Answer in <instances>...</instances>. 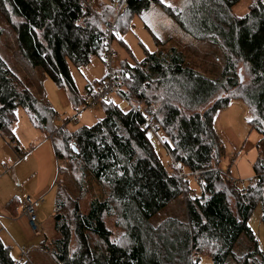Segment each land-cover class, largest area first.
I'll list each match as a JSON object with an SVG mask.
<instances>
[{"label": "trees", "instance_id": "trees-1", "mask_svg": "<svg viewBox=\"0 0 264 264\" xmlns=\"http://www.w3.org/2000/svg\"><path fill=\"white\" fill-rule=\"evenodd\" d=\"M240 1L109 0L94 12L83 10L80 0H0V13L16 32L21 55L65 89L74 108L84 99L69 61L80 68L102 59L116 32L130 28L151 5L222 55L221 74L212 79L177 47L146 49L142 60L123 61L116 69L119 97L144 110L103 101L105 117L74 131L57 130L55 110L26 88L0 56V133L15 142L12 125L23 107L39 131L52 135L58 162L69 165L67 170L60 164L59 175L71 173L79 191L74 198L58 178L55 236L46 246L56 264H251V259L264 264L248 224L258 204L264 210V159H257L256 174L246 184L231 182L221 168L226 148L215 129L217 112L240 100L248 107L251 129L264 136V0H253L248 12L237 16L233 8ZM108 21L115 23L111 37ZM149 116L166 137L160 142L171 159L168 166L151 139L156 134L147 124ZM87 174L105 194L84 208ZM194 178L198 191L191 185ZM177 203L183 216L153 222ZM17 204L13 198L7 206ZM242 236L254 243V251L239 257L234 249ZM0 264L31 263L16 259L0 237Z\"/></svg>", "mask_w": 264, "mask_h": 264}, {"label": "rangeland", "instance_id": "rangeland-1", "mask_svg": "<svg viewBox=\"0 0 264 264\" xmlns=\"http://www.w3.org/2000/svg\"><path fill=\"white\" fill-rule=\"evenodd\" d=\"M108 1L109 0H98L97 2H94V5L99 10V3H106ZM176 2L177 0H166L164 3L172 5ZM252 2L253 0H241L234 6L233 13L237 16L245 15L248 12L249 6ZM121 9L122 8L120 5L117 10L118 14L121 12ZM161 14V16L165 18V13ZM161 16L159 14H155L153 9H150L149 12L135 17L130 28L124 31L116 32L117 36L111 42V49L117 53V56L115 57V72L120 66V63L123 61H128L129 63L133 64L135 63L134 59L142 60L145 57L146 49L149 51H156L158 49L168 50L170 47H177L187 54L189 63L195 69L205 74L209 78H218L223 67V60H221L222 55L218 49L211 46L207 42H197L186 34L185 36L187 39L183 38L180 30L177 29V27H174L176 25H174L173 20L168 18V24H165L161 20ZM119 39H123L125 43H127L131 52L126 49ZM157 40L160 41V43H158ZM0 56L6 62L9 69L22 81L23 85L34 95H36V97L38 95L40 99H43L40 94L43 93L45 97H47V94L53 95L54 91L58 89L55 83L50 78L46 77L42 68H33L24 59L18 49L16 32L8 25L6 19L1 13ZM69 65L73 79L78 89V93L83 99L90 89L98 88L101 82L107 78L106 64L103 58H95L90 64L80 68L75 66L71 61H69ZM107 100L113 101L123 110L137 108V106H135L132 102L120 98L119 93L107 98L105 101ZM41 102L44 103V101ZM46 102L52 105L56 111H59L60 118H62L64 122L68 121V131H74L81 126H93L100 119L105 117V111L103 107H101V104L97 109H87L85 108L84 103L78 105L75 108L71 105L69 110L64 111L55 107L54 104L49 100H46ZM138 109L141 111L142 109L144 110V108ZM75 117L76 121H73L72 119ZM16 118L17 119L13 123L14 129L12 126L14 140L16 141V145L20 146L22 151L26 153L25 156H21L22 159L18 163L27 160L30 157L28 159L30 164H42L43 159L33 158V156H31L32 152L40 147L39 145L37 148V144L41 142H35L33 139H30L31 134L29 132V134L27 133L26 126H29L30 124L33 125V121L31 120L29 114L21 106H19L16 111ZM248 120V107L243 101L240 100L232 101L227 107L219 110L215 116V129L226 148V155L221 162V168L226 174V177L229 178L231 182H238V184H246L250 179H252L256 174L255 164L257 159H264V136L258 131L252 130ZM55 124L58 128L63 123H59L55 120ZM228 127L233 128L237 137L241 140L242 146L244 147H240V145L238 148H236L234 144H232V142L224 133V130L228 129ZM42 134L43 133H41V135ZM154 138L156 141H154ZM165 138L166 137L162 131H158L154 137L151 136V139L155 142V146L159 147L160 149V156L162 157L164 163L168 166V164L171 162V159L166 154L165 148H163L161 143L165 141ZM43 139L50 141L47 136L43 137ZM25 140H27V142L24 144ZM30 143L31 145H35L36 148L33 150L30 149ZM259 143H261L260 147L257 146ZM251 145H253V148L247 150L248 146ZM60 164L64 168H67V170L69 169V165L66 161H61V163L57 164V173L52 184L54 188L53 193L56 194V182L59 178L60 186L69 191L75 198L79 194L77 185L73 180L71 173L63 172L59 175L58 166ZM1 176H3L2 173ZM86 178L88 193L85 199H83L81 202L82 207L84 208L88 206V203L91 201V199L104 196L105 194V189L97 181L92 179L90 174H87ZM197 182V179L194 178L191 182V185L194 190L198 191ZM15 186L16 189H20V186ZM182 207V203L181 205L178 203L172 204L171 206L157 213L153 219V222L158 224L160 221L168 217L175 215L183 216L184 208ZM47 211L48 209H46L45 215H47ZM51 211H53V208H50V215ZM263 216V205L258 204L248 223L255 235L258 247L262 252H264ZM48 228L50 229V234H54L55 236L54 219L52 216L49 218ZM49 243L50 241L47 244ZM253 251L254 243L251 242L246 236L241 237L234 249L235 254L239 257L249 254ZM254 262V259L250 260L251 264ZM30 263L33 264L32 262Z\"/></svg>", "mask_w": 264, "mask_h": 264}, {"label": "crops", "instance_id": "crops-1", "mask_svg": "<svg viewBox=\"0 0 264 264\" xmlns=\"http://www.w3.org/2000/svg\"><path fill=\"white\" fill-rule=\"evenodd\" d=\"M150 9H153L154 13L160 16L162 15L161 13H163V11L154 4L142 14L149 12ZM168 18L167 15L165 18L161 16V20L165 24H168ZM173 23L176 25L174 27L180 30L182 37L187 39L181 28L174 21ZM40 96H42L43 99H40L38 95L37 98L44 101L46 105L55 110L58 117H60L59 111H56L46 100H49L55 107L64 111L69 110L71 107L69 96L63 88L55 90L53 95L47 94V97H45L42 93ZM33 125L30 124L26 126V130L27 133L29 132L31 134L30 139H33L35 142L41 141L37 144V148L39 145L40 147L31 154L33 158L43 159L40 165L30 164V162H28L30 157L18 163L22 159L21 156H25L26 153L22 151L20 146L16 145V141L13 142L0 133V237L7 245L11 246L12 254L18 260L30 261L32 258L30 262L33 264H56L47 251L46 245L54 236V234H50L48 225L49 218L51 216L53 218L54 213L56 194L53 193L54 188L52 184L57 173V164H59V162L55 154L51 135L44 133L41 135L42 132ZM12 126L14 129V125ZM224 133L236 148L240 145V147H244L232 127L225 129ZM45 136H47L50 141L43 139ZM26 142L27 140L24 141V144ZM16 146H18V149H16ZM35 148V145H31L30 143V149L33 150ZM252 148L253 145L248 146L247 150ZM1 173L3 176H1ZM15 185L20 186V189H16ZM26 197L32 199L39 197L43 198L42 202H40L37 207L38 224L40 228L39 236H36L32 232L29 222L24 215ZM13 198H17L19 204H17V206L13 205L8 207L7 204ZM50 208H53L51 215ZM46 209H48L47 215H45Z\"/></svg>", "mask_w": 264, "mask_h": 264}, {"label": "built area", "instance_id": "built-area-1", "mask_svg": "<svg viewBox=\"0 0 264 264\" xmlns=\"http://www.w3.org/2000/svg\"><path fill=\"white\" fill-rule=\"evenodd\" d=\"M81 8L83 10L91 9L94 12L98 11V8L94 4L90 3V0H80ZM121 11L125 9L124 3L121 5ZM114 21H108L106 23V27L108 29L109 35L111 37L113 30H114ZM111 40H109L110 46L108 50L105 51L103 55V59L106 64V71H107V78L100 84L98 88H92L90 89L86 96L84 97V105L87 109H97L98 106L101 104V102L105 101L107 98L115 95L118 93V81L116 80V72H115V57L117 56V53L111 49ZM139 110L138 108H134ZM55 120L61 124L57 128V130L61 131H68L67 130V122H64L62 118L56 117ZM73 121H76V117L72 119ZM155 120L154 117L149 116L147 118V124L150 128V131L157 134L156 127L154 125ZM52 137V135H51ZM43 198H35L32 199L30 197H26L25 204H24V215L26 216L30 228L32 232L36 235H40V228L38 224V215H37V207L40 202H42Z\"/></svg>", "mask_w": 264, "mask_h": 264}, {"label": "snow or ice", "instance_id": "snow-or-ice-1", "mask_svg": "<svg viewBox=\"0 0 264 264\" xmlns=\"http://www.w3.org/2000/svg\"><path fill=\"white\" fill-rule=\"evenodd\" d=\"M162 2H166V0H162Z\"/></svg>", "mask_w": 264, "mask_h": 264}]
</instances>
